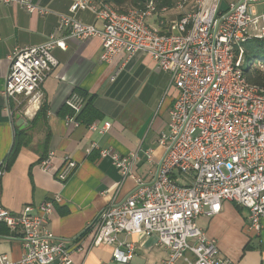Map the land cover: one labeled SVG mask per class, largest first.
<instances>
[{"label":"built area","instance_id":"built-area-1","mask_svg":"<svg viewBox=\"0 0 264 264\" xmlns=\"http://www.w3.org/2000/svg\"><path fill=\"white\" fill-rule=\"evenodd\" d=\"M159 1L147 0L119 12L107 0H71L69 13H55L58 24L43 43L15 48L9 55L2 93L39 104L41 85L58 64L51 50L65 49L66 40L99 38V60L105 64L122 53L147 54L158 69L168 73L169 85L176 91L168 131L158 137L165 151L150 181L144 182L132 171L137 152L119 155L96 141L90 143L87 152L97 149L100 157H109L121 178H133L135 186L123 199L101 209L86 226L85 236L92 234L93 245L111 246L112 259L123 263L132 259L136 244L120 242V234H155L167 251L162 264H235L221 255L216 241L205 235L197 220L217 214L222 202L228 201L245 209L248 229L256 233L264 229V81L250 82L243 71V44L253 39L264 43V10L252 12L256 0H235L223 10L220 0H177L173 6L179 15L164 31L147 22L169 9ZM0 3L32 14L52 13L34 0ZM81 7L100 24L76 18L74 13ZM252 64L249 69L264 70V62ZM65 105L70 113L64 116V125L78 127L83 97L74 92ZM110 127L105 119L87 125L98 135ZM146 155L150 160L151 150ZM53 156L49 151L38 165L64 183L77 161L65 155L55 168ZM2 172L0 167V176ZM61 201V195L55 194L36 205H25L18 213L0 205V223L8 229L7 237L17 239L22 249L17 260L0 253V264H71L72 247L80 249L81 241L68 246L48 226L54 204Z\"/></svg>","mask_w":264,"mask_h":264},{"label":"crops","instance_id":"crops-1","mask_svg":"<svg viewBox=\"0 0 264 264\" xmlns=\"http://www.w3.org/2000/svg\"><path fill=\"white\" fill-rule=\"evenodd\" d=\"M34 1L52 13L32 14L17 5L0 3V167H4L0 176V205L11 213H18L25 205H36L60 194L62 201L54 204L48 226L68 246L81 241L80 249L72 247L71 264H162L167 251L155 234L118 236L120 242L136 244L128 263L113 260L111 246L93 245L92 234L85 236L86 226L97 213L111 202L123 199L135 186L133 178H121L109 157H100L97 149L86 150L96 141L119 155L137 152L132 171L149 182L156 161L165 151L158 137L168 131L169 109L176 93L169 85V75L158 69L145 53L131 56L122 53L113 63L105 64L99 60V38L66 40L65 49L51 50L58 64L41 85L39 104H31L23 96L5 97L2 91L9 55L15 48L43 43L58 24L55 13H69L71 2ZM232 1L235 0H220V9H226ZM167 6V12L149 18L148 23L165 31L179 15L173 5ZM251 10L254 14L261 13L264 0H256ZM74 16L85 23L100 24L83 7ZM161 20L164 24L160 26ZM74 92L83 97L84 104L89 100L78 117V127L65 126L63 120L70 113L65 100ZM101 119L111 122L105 134L88 130L90 122ZM17 132L23 133L20 144L7 163ZM148 150H151L150 160L146 155ZM49 151L54 152L55 168L61 165L65 155L77 161V167L64 183H59L38 165ZM199 221L205 235L216 241L223 257L235 264H261L264 229L259 233L248 229L246 211L239 206L224 201L217 214L200 216ZM8 233L0 230V253L17 260L21 245L17 239L7 237ZM121 249L125 251L124 247Z\"/></svg>","mask_w":264,"mask_h":264},{"label":"trees","instance_id":"trees-1","mask_svg":"<svg viewBox=\"0 0 264 264\" xmlns=\"http://www.w3.org/2000/svg\"><path fill=\"white\" fill-rule=\"evenodd\" d=\"M111 5H113V7L118 10L119 12H125L127 11V9H129V7H135V6H142L145 1L144 0H107ZM177 0H160L158 3L160 5H173L174 2ZM244 47V56L246 57H250V56H254V55H264V43L262 41L259 40H250L247 41L243 44ZM243 71L246 74V78L253 83H263L264 81V70L263 71H259V70H252L249 69L247 67V69H245L243 67ZM89 104V100L84 104L82 110L80 111V113L77 115L76 118H78L82 112L85 110V107ZM40 111H38L39 113ZM38 113L36 115H38ZM36 117V116H35ZM23 133L22 132H17L16 134V138H15V142L14 145L10 151V153L7 156V163L10 162V160L13 158V156L15 155L17 148L20 144V138L21 135ZM8 166V164H7ZM4 168V167H3ZM236 205V204H235ZM0 230H2L3 232H8L7 229L5 228V226L0 224Z\"/></svg>","mask_w":264,"mask_h":264},{"label":"rangeland","instance_id":"rangeland-1","mask_svg":"<svg viewBox=\"0 0 264 264\" xmlns=\"http://www.w3.org/2000/svg\"><path fill=\"white\" fill-rule=\"evenodd\" d=\"M147 22H150V20L147 19ZM252 62H253V64H252ZM259 62H264V55H254V56L246 57L244 59V68L247 69V67H249V64H252V67H253L256 64H258ZM178 182L184 183V179L178 177ZM241 209L245 211V209H243V208H241ZM197 223H198L199 227H201L202 222H200V221L198 222V220H197Z\"/></svg>","mask_w":264,"mask_h":264}]
</instances>
